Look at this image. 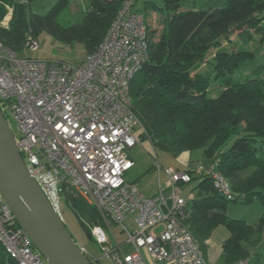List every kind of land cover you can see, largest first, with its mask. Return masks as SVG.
Segmentation results:
<instances>
[{
    "label": "built area",
    "instance_id": "obj_1",
    "mask_svg": "<svg viewBox=\"0 0 264 264\" xmlns=\"http://www.w3.org/2000/svg\"><path fill=\"white\" fill-rule=\"evenodd\" d=\"M133 5L125 0L99 46L78 64L23 55L40 46L35 37L28 36L21 51L0 37V108L10 127V119L15 121L16 145L56 212L62 217L66 188L100 211L106 227L96 225L92 232L116 264H151L148 257L164 264H209L187 223L183 190L192 181L190 172L165 170L168 195L161 190L147 196L125 179L134 164L129 150L140 143L135 130L140 127V137L143 131L131 81L149 58L144 15ZM198 173L210 175L220 192L233 197L214 165L200 166ZM109 221L121 225L123 244L111 241ZM0 243L18 264H49L1 191ZM125 244L132 249L126 251ZM234 264H250L249 257Z\"/></svg>",
    "mask_w": 264,
    "mask_h": 264
},
{
    "label": "trees",
    "instance_id": "obj_2",
    "mask_svg": "<svg viewBox=\"0 0 264 264\" xmlns=\"http://www.w3.org/2000/svg\"><path fill=\"white\" fill-rule=\"evenodd\" d=\"M11 1L13 19L10 27L0 26V37L21 51L31 12L26 0ZM86 1L82 21L72 24L59 21L72 0H55L47 13L32 15L54 39L83 43L89 54L104 39L125 0ZM144 1L162 16V28L157 34L147 26L149 58L131 81L133 110L144 127L141 138L175 156L204 150L230 182L233 197L220 192L210 175L189 171L191 190L196 191L188 203L189 228L203 251L216 227L229 229L221 264L247 257L251 261L253 251V264H264V254L256 251L264 241V64L250 74H237L253 52L234 43H249L257 33L264 41V0H224L219 6L188 9L182 8L183 0ZM5 4L0 0V16ZM257 199L263 211L256 222L228 216L229 201ZM64 201L94 240L92 228L105 225L100 211L70 188ZM0 264H18L1 243Z\"/></svg>",
    "mask_w": 264,
    "mask_h": 264
},
{
    "label": "rangeland",
    "instance_id": "obj_3",
    "mask_svg": "<svg viewBox=\"0 0 264 264\" xmlns=\"http://www.w3.org/2000/svg\"><path fill=\"white\" fill-rule=\"evenodd\" d=\"M2 1L6 4L0 16V26L8 28L10 27L13 19L14 8L11 0ZM54 1L55 0H26L28 8L31 12H29L31 16L29 15V27L27 29V37L30 36L37 38L40 42V46L35 50H22V53L23 55L32 58L62 61L70 64L82 63L86 61L88 57V53L86 52L83 43L72 42L66 44L59 42L54 39L51 35H49L46 30H43V28L38 27L35 23V20L38 18L36 17V15H32V12L47 13L52 7ZM160 1L162 0H158V4L160 3ZM223 2L224 0H183L182 8L188 9L215 7L221 5ZM146 5L144 0H134L133 9H139L144 15L146 25H152V29L156 30L158 34L162 28V16L159 15L157 9L149 7L151 6V4L147 3ZM87 8L88 4L86 0H72L70 6L59 16V21L64 25L82 21ZM234 37L235 36H233V38ZM261 37V34L257 33L254 35L253 39L249 43H244L238 40L234 42L235 44H237L238 48L253 52L252 57L249 58L243 65H241L236 70L237 74H250L254 68H257L258 66L264 64V41H261ZM214 53L215 50H213L212 55L209 56V59L212 58ZM212 94H214V96L217 95V91L212 92ZM10 121L9 123L11 127L13 129H16L15 121H13L12 119H10ZM139 128L140 127L138 126L135 132L138 136L140 143L129 150L130 156L135 161V166L127 171L125 179L127 181L136 183L139 189L146 195H154L156 193H159L161 183L163 185V188H165L164 185H166L169 178L167 172L164 169H167L169 165L188 167L190 168L189 170H194L197 174H199L198 170L200 166L209 167L213 164V160L209 159L206 156L203 149H196L192 151V153L188 156L184 154L181 156L182 158L188 160V165L186 166L184 162L182 163L179 155L175 156L170 152L163 151L161 149H155L154 145L151 143L150 140L141 138L139 135ZM142 128L143 131L141 134H143L144 132V127L142 126ZM156 159L159 160L160 164L164 168L161 170V172H158L153 168ZM193 185V181L188 182L186 183L185 188L183 190V195L186 196L188 200H191L196 195V191L191 190ZM166 189L167 185L165 188V192L166 194H168L170 191ZM226 211L228 216L230 217L241 218L247 220L249 223H254L259 219L260 215L262 214L263 204L261 199L254 200L252 202H236L231 200L227 203ZM61 213L67 227L74 236L75 240L81 246L86 247L91 253L94 264H116L113 258L106 254L104 246L96 240V237L94 236L93 232L92 234L94 240H92L86 235L79 223L77 216L73 213L67 202L64 201V197L61 205ZM109 222L111 223L109 225L113 229V234L111 231H106L112 234L113 237L111 238V241L114 242L117 240L118 242H125L126 235L122 231L121 225L114 221ZM101 227L106 226L104 225ZM229 234V229L225 225H219L212 232L210 236L209 245L207 246V254L210 264H221L220 254L222 246L224 241L229 237ZM256 251L264 254V241ZM256 257L257 256L253 251L250 264H253V261H255ZM262 258H264V256H262ZM261 263H263V259L261 260Z\"/></svg>",
    "mask_w": 264,
    "mask_h": 264
},
{
    "label": "water",
    "instance_id": "obj_4",
    "mask_svg": "<svg viewBox=\"0 0 264 264\" xmlns=\"http://www.w3.org/2000/svg\"><path fill=\"white\" fill-rule=\"evenodd\" d=\"M0 191L49 264H93L29 173L1 108Z\"/></svg>",
    "mask_w": 264,
    "mask_h": 264
},
{
    "label": "crops",
    "instance_id": "obj_5",
    "mask_svg": "<svg viewBox=\"0 0 264 264\" xmlns=\"http://www.w3.org/2000/svg\"><path fill=\"white\" fill-rule=\"evenodd\" d=\"M154 147H155V146H154ZM155 149H156V148H155ZM191 153H192V152H190V151H185V152H183L181 155H179L180 158H181L182 163L184 162L186 166L188 165V160L182 158L181 156H182L183 154L186 155V156H188V155L191 154ZM129 154H130V153H129ZM130 157H131V156H130ZM131 158H132V157H131ZM178 159H179V158H178ZM132 160H133L134 164H133V166H132L130 169H132V168L135 166V161H134L133 158H132ZM158 164L160 165L161 170L164 169V168H163L162 165L160 164L159 160L156 159L153 168L159 172V170H158ZM169 167H174V168L181 169V170H186V171H194V170H189L190 168H188V167H179V166H177V165H176V166L169 165ZM169 167H168V168H169ZM130 169H129V170H130ZM164 170H166V169H164ZM126 173H127V172H126ZM167 180H168V179H167ZM166 185H167V189L171 192L170 188L168 187V181H167ZM166 185H164L165 188H166ZM138 188H139V187H138ZM165 188H163V185H162V183H161L160 191L163 190L164 193L166 194V192H165ZM167 189H166V190H167ZM139 190H140V189H139ZM140 191H141V190H140ZM141 192H142V191H141ZM170 192H169L168 194H170ZM142 193H143V192H142ZM143 194H145V193H143ZM156 194H157V193H156ZM168 194H166V195H168ZM145 195H146V194H145ZM154 195H155V194H154ZM147 196H153V195H147ZM188 203H189V200H188ZM130 218H132V217H130ZM125 237H126V236H125ZM125 240H126V238H125ZM209 242H210V238L207 240V245H209ZM121 243L123 244L124 242H121ZM124 248L126 249V251H129V250L132 249V246H131L130 244H125V247H124ZM207 249H208V248H207ZM207 249L204 251V254H205V256H206V259H207L208 262H209V258H208V254H207ZM221 252H222V250H221ZM220 255H221V254H220ZM148 260H149V262H150L151 264H164V263H156V262L152 261L149 257H148ZM209 264H210V263H209Z\"/></svg>",
    "mask_w": 264,
    "mask_h": 264
}]
</instances>
